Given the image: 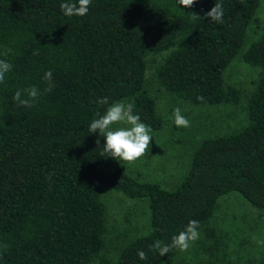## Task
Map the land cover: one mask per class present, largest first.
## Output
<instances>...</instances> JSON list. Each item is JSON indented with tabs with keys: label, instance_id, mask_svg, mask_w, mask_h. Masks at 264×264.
Segmentation results:
<instances>
[{
	"label": "trees",
	"instance_id": "16d2710c",
	"mask_svg": "<svg viewBox=\"0 0 264 264\" xmlns=\"http://www.w3.org/2000/svg\"><path fill=\"white\" fill-rule=\"evenodd\" d=\"M63 2L0 0V59L12 64L0 83V264H111L100 185L147 200L148 231L124 244L114 264L161 263L171 251L160 256L150 245L170 244L190 220L199 231L217 199L232 191L264 212V33L239 54L259 68L246 98L247 123L203 137L173 189L129 175L103 153L104 138L89 131L108 107L95 102L101 97L109 105L126 98L142 122L161 128L144 72L148 57L162 52L155 86L191 104L238 102L240 90L224 84L223 71L259 0H197L191 8L178 0H91L82 17L65 16ZM215 3L223 6L222 23L204 18ZM195 13L201 17L193 20ZM49 70L54 87L45 92ZM31 86L40 92L33 106H17L15 92ZM129 210L120 219L128 225ZM126 227L116 224L106 235L118 230L122 237ZM218 229L207 225L193 242L208 255L198 264H231L202 243L219 239ZM141 250L146 260L137 256Z\"/></svg>",
	"mask_w": 264,
	"mask_h": 264
},
{
	"label": "rangeland",
	"instance_id": "374dc122",
	"mask_svg": "<svg viewBox=\"0 0 264 264\" xmlns=\"http://www.w3.org/2000/svg\"><path fill=\"white\" fill-rule=\"evenodd\" d=\"M263 33L264 0H259L254 14L245 29L239 52L223 71L224 84L234 85L240 90L239 100L236 103L191 104L176 98L161 87L155 86L152 80L156 61L165 52L149 56L144 72V84L148 94L154 99L155 112L162 118V126L152 132L151 141L153 140V145L150 144L149 149L146 150L141 158L134 162L118 161L119 165L135 179L150 181L142 177L141 173L147 171L151 162L154 161V158H151L153 153H150L152 149H155L154 152L156 148L171 149L170 162L175 167L181 165L183 168L185 166L188 168L192 152L203 137L222 136L240 130L247 123L246 98L254 88V81L259 68L252 67L240 60L239 54ZM119 101L126 102V98ZM177 107L181 109L182 114L190 121V127L177 128L173 124L172 113ZM120 126L114 125V127ZM150 147L152 148L151 150ZM181 178L179 177L176 181H171L162 187L173 189ZM100 188L99 198L105 206V229L102 238L105 246L109 247L112 245L104 252L105 255L107 254L106 256L110 263L114 264L117 254L124 244L148 231L147 200L146 198H128L121 192L114 191L105 185H100ZM129 209L132 210V213L128 225L120 219L125 220V215L130 212ZM141 213L144 214V217H141ZM116 224L117 226H128L124 235L118 238L116 235L118 230H115L113 235H106V233H111ZM211 224L219 228L217 230L219 239L213 242L208 238L202 242L204 247L206 246L209 249L208 253L224 257L231 264H264V245H259L256 242L257 239H264V212H257L255 208L248 206L240 194L232 191L217 199L212 216L198 231L199 234L203 228ZM204 231L202 232L203 234L206 233ZM192 244L194 243L192 242ZM199 247L200 243H197L185 252L188 254H191L192 250L198 252ZM177 251L180 252L179 249H173L166 260L159 264H174L172 256ZM198 254L202 257L207 256V253L202 250ZM182 256L174 258L176 263L181 261L180 258Z\"/></svg>",
	"mask_w": 264,
	"mask_h": 264
},
{
	"label": "clouds",
	"instance_id": "9594fccd",
	"mask_svg": "<svg viewBox=\"0 0 264 264\" xmlns=\"http://www.w3.org/2000/svg\"><path fill=\"white\" fill-rule=\"evenodd\" d=\"M195 2L197 0H178V3L186 8L193 7ZM90 4L91 0H66V2L60 4V9L65 16L82 17L87 15ZM223 15L222 4L215 3L214 7L204 14V18L222 23ZM200 17L195 13L192 19L195 20ZM9 52H11V49H6L3 54L7 55ZM38 54V50L33 52V55ZM11 69V63L0 59V83L5 81V75ZM44 80L48 82V86L44 91L51 92L54 84L52 83L50 70L45 72ZM39 95V89L36 86H31L23 90H17L13 99L17 106L31 108ZM197 99L202 101L203 97H197ZM95 102L100 105H108L102 113H96V118L89 125L91 133H99V136L104 138L103 153L119 162H134L141 158L149 149L153 129L142 122L139 115L134 114V104L119 101L109 105L107 97L98 98ZM172 118L173 124L177 128L190 127V121L182 114L179 107L173 110ZM114 125L121 126L114 127ZM96 144L100 145L99 139H97ZM198 226V221L190 220L183 230L171 237L170 244H163L161 241L156 240L150 245V248L158 251L160 256H164L173 249L186 251L191 243L199 238ZM254 239L256 238L254 237ZM256 242L259 245H264V239H257ZM137 256L141 260L147 259L146 253L142 250L137 252Z\"/></svg>",
	"mask_w": 264,
	"mask_h": 264
},
{
	"label": "crops",
	"instance_id": "0c3cea01",
	"mask_svg": "<svg viewBox=\"0 0 264 264\" xmlns=\"http://www.w3.org/2000/svg\"><path fill=\"white\" fill-rule=\"evenodd\" d=\"M150 144L153 145V140L150 141ZM151 149L152 148L150 147V150ZM154 150L155 149H152L150 151V153H153L151 154L152 155L151 158L153 157L154 161L151 162V165L148 167L147 171H143L141 173L142 177L149 179L150 182H156V183H159L161 186H165L171 181L174 182L179 177L184 176L188 168H186V166L183 168L181 165H178L177 167H175L170 162L169 156L171 155V149L156 148L155 152ZM150 161H149V164H150ZM192 245H195V244L191 243L190 247ZM201 250L203 251L204 248H199L198 252ZM198 252L192 250L191 254H188L185 251H180V252L177 251L172 256L174 264H198L199 262L207 258L208 255L203 256V257L202 256L198 257L199 255ZM180 255H183L180 258L181 261L179 263H176V259L174 258Z\"/></svg>",
	"mask_w": 264,
	"mask_h": 264
}]
</instances>
